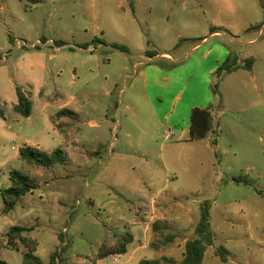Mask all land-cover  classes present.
Returning a JSON list of instances; mask_svg holds the SVG:
<instances>
[{
	"label": "rangeland",
	"instance_id": "rangeland-1",
	"mask_svg": "<svg viewBox=\"0 0 264 264\" xmlns=\"http://www.w3.org/2000/svg\"><path fill=\"white\" fill-rule=\"evenodd\" d=\"M262 1L0 0V259L24 264L26 249L3 237L20 225L34 227L28 235L38 240L36 256L45 264L60 233L71 244L67 264L162 258L180 264L208 206L215 241L203 264H224L220 246L228 251L226 264H264V25L251 28L264 22ZM206 37L176 65L154 60L137 66L147 52L185 56ZM249 57L255 58L251 70L239 68L219 81L214 131L177 142L181 132L161 121L140 72L148 66L181 71L166 104L185 91L180 122L187 103L214 96L211 68L229 58L245 64ZM17 87L31 96L30 117L13 108ZM64 107L76 114L58 125ZM74 138L84 154L74 161L44 167L20 154L31 146L73 155ZM12 170L36 178L39 188L4 213L1 192L10 187ZM156 221L177 235L174 242L160 246ZM123 237L131 238L126 255L97 258L102 244Z\"/></svg>",
	"mask_w": 264,
	"mask_h": 264
},
{
	"label": "trees",
	"instance_id": "trees-1",
	"mask_svg": "<svg viewBox=\"0 0 264 264\" xmlns=\"http://www.w3.org/2000/svg\"><path fill=\"white\" fill-rule=\"evenodd\" d=\"M27 1L31 4H39L44 2V0ZM261 5L264 13V0L262 1ZM263 25L264 22L251 28H261ZM213 32H216V30ZM10 41L14 42L15 40L13 37H10ZM94 41L99 40L95 39ZM44 42H46L45 39ZM59 43L62 44V42ZM111 46L123 52L129 51L128 48L122 44L112 43ZM87 47L88 45L86 44L81 46V48ZM147 56L153 57L155 56V54L147 52ZM231 61L232 59L229 58L224 64L218 67L215 72V79L217 81L214 83V95L216 99L218 95L219 81L222 79L224 74L231 73L239 68H246L251 70L253 68L255 58H247L244 61L245 64H239V62L237 61ZM16 90L18 102L13 106L14 110L25 117H30L33 104L30 94L23 87H17ZM220 107L221 106L216 101L214 103H210L206 108L193 109L191 114L190 129L191 140L204 139L208 133L214 131V116L220 110ZM66 114L73 115L74 113L73 111L64 108L59 113H57V116L62 117ZM0 115L3 116V112L1 110ZM217 143L218 142L215 139L213 141V145H217ZM20 154L21 157L28 163L44 167H48L57 163H66L69 160L66 151L60 148L54 150L52 153H47L31 146H25L20 149ZM216 156L217 158L219 157L218 152H216ZM10 180V187L4 189L1 192L5 204L4 213H10L11 211H13L23 196L28 193H33L36 189L39 188V183L36 178L27 175L20 170H12L10 172ZM237 181H241V179H237ZM33 229V226L29 227L15 225L11 227L3 237L6 238L7 244L16 246L17 243H20L22 247L26 249L23 254L24 264H45L39 259V257L36 256V252L39 246L38 240L28 235V233ZM166 229H168V225L164 224L161 221H156L153 224V230L156 233L161 234L162 236L160 246L169 245L177 238L176 234L172 233L171 231H166ZM195 235V238L186 242L184 258L180 264H203L207 249L214 244L215 238L214 233L211 230L210 213L208 206L202 208L201 217L195 229ZM58 239L60 245L58 246V248H56L55 251L51 253L48 264H67L69 258L68 253L71 244L67 240V237L64 233L58 234ZM130 243L131 238L123 237V239L121 241H118L115 245L108 246L106 244H102L97 253V258L103 260L107 256H112L115 254H125L128 251V245ZM20 249L21 248H18L17 246L14 250L19 251ZM217 254L220 256L222 262L226 264L228 254L227 249L224 246H220L217 249ZM166 260V258L154 260L143 259L139 264H163ZM0 264L9 263L5 260L0 259Z\"/></svg>",
	"mask_w": 264,
	"mask_h": 264
},
{
	"label": "crops",
	"instance_id": "crops-1",
	"mask_svg": "<svg viewBox=\"0 0 264 264\" xmlns=\"http://www.w3.org/2000/svg\"><path fill=\"white\" fill-rule=\"evenodd\" d=\"M214 33H219V31L216 30V32H212L211 34H214ZM206 41H207V37L203 39L201 44L194 45L185 56L176 57V56H173L172 54L169 55L167 52H162L161 54H157L153 57L144 56L143 59L137 64V66H141L143 63H151L154 60H164V61L171 62V64L175 63L176 65V63L178 62H182L188 59L192 55V53L200 49L203 46V43H205ZM45 43H47V41ZM210 51L211 50H208V53ZM208 53L205 55H208ZM53 56L54 55H52V57ZM215 69L217 70L216 67H213L211 68L210 71L216 72ZM180 74H181V71H178V70L171 71L170 69L161 68L157 66H148L147 68L143 69L140 72V75L143 77L145 90L149 96L150 102L152 106L154 107L157 115L160 117L163 123L164 122L166 123V126L173 129V132L174 131L181 132L180 136L177 138V142L182 143V142H189V140H191L190 129H191V114H192L193 109L206 108L207 105H209L210 103L216 102L217 99L215 95L211 96L209 94V95H206L204 99H201V101H199L198 99H194V101L187 103L186 105L187 106V116L186 115L183 116L182 120L179 122L178 121V117H179L178 104L180 101L183 100L185 91L183 89H180L177 92V94L174 95L172 99L173 103L171 104V107L166 108V104L168 101V93H170L175 86L180 84ZM150 91L156 93V97H153ZM205 102L208 103L206 104V106L205 104H202ZM64 108L67 109L68 107H64ZM50 119L53 120L52 118ZM56 122L57 124L67 123L66 116H62L61 118H58ZM173 132H171L172 136H176V134ZM76 134L78 137V131ZM68 136L71 137L70 133H68ZM128 136H130V134H128ZM71 142L77 145V148L74 149L75 152L73 155H71L69 151L68 152L66 151V153L68 154L69 160L74 161L73 157L75 159L81 156L84 157L83 151L80 150V148L78 147V145H80V141L74 138L73 141ZM173 179H175V177H173ZM165 181H166L165 186H167L168 179L167 178L164 179V182ZM164 193H165V190L159 191V195L164 194ZM57 246H59V244ZM127 253L122 254V255H126Z\"/></svg>",
	"mask_w": 264,
	"mask_h": 264
},
{
	"label": "built area",
	"instance_id": "built-area-1",
	"mask_svg": "<svg viewBox=\"0 0 264 264\" xmlns=\"http://www.w3.org/2000/svg\"><path fill=\"white\" fill-rule=\"evenodd\" d=\"M106 258H108L107 260H116L115 256H109V257H106Z\"/></svg>",
	"mask_w": 264,
	"mask_h": 264
}]
</instances>
